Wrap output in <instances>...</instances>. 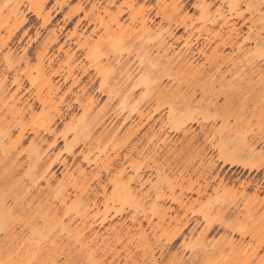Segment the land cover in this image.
<instances>
[{"label": "rangeland", "instance_id": "rangeland-1", "mask_svg": "<svg viewBox=\"0 0 264 264\" xmlns=\"http://www.w3.org/2000/svg\"><path fill=\"white\" fill-rule=\"evenodd\" d=\"M1 1L0 20L2 16L6 15L15 6H19L26 17V22L14 32L10 47H1L0 43L1 54L6 56L5 60H0V71L4 70L10 79H12L15 73L22 77L25 89L29 90V93H26L24 97L28 98H31V94L33 96L40 95L41 97H45L48 93V85L50 84L46 80L37 77V55L44 50V45L48 41V38L52 36L53 32L57 35L58 41L47 46L45 52L48 59L45 60V64L51 61L52 66L54 68H60L63 73L75 65H78V67L83 64L88 66L90 64L88 53L91 51V48L98 53L105 52L110 42H118L120 44L119 55L122 56V60H130L133 69H135L133 74L138 76L140 72L147 68V65L155 62L158 58L157 50L152 47L154 37L148 38L147 36H140V18L138 13H146L152 19L148 24L153 29L159 22L164 27L167 24L165 21H161L159 16L154 15L157 0H130L129 3H133V13L136 15H134L135 19L132 21L125 15V19L120 26L111 23L108 30H105L96 19L94 20L98 9L103 21H109L110 17L117 12L119 7L125 6L127 0H115V2L110 3L108 6L109 14H104L101 11V8L109 0H69L61 8L59 5L54 4L55 1L60 2V0H46L42 4V10L43 14L49 13L50 20L45 24H43L42 18L37 17L28 9L31 5L30 3L34 0ZM3 1H6V3L3 4ZM232 1L216 0L211 6L210 11L216 14L217 7H222L223 10H226ZM179 2L185 8L176 20H183L187 24H192L196 28H199L200 14L198 9L192 6L194 0H179ZM239 3L236 13H243V19H239L233 14L234 17L230 20L232 22L235 21L236 27H239L243 25L242 22L245 19H248L245 21V25L241 26L242 38L247 35L253 36V33L264 23V0H239ZM92 8L94 9L92 10ZM77 9L78 12L71 19L66 17L67 13ZM12 23L13 20L8 21L7 26H10ZM7 26L4 25L1 28V35L6 34ZM174 33L180 35L183 34V30L179 29L174 31ZM200 34L201 37L211 36L210 34L207 35L203 30L200 31ZM238 40H241V38ZM64 41L67 44H64L63 49H66L70 45L72 50H76L77 53L74 59L67 57L63 50H58V47ZM172 41L170 40L169 42ZM248 45L250 49L247 51H234L228 54L227 52L229 50H225L228 56L229 71L224 75V85L222 87H216L215 90L222 89L229 92L241 88L244 83L247 65L251 62H257L264 74V48L251 43ZM179 46V44L176 45V49ZM23 53H26V56L29 58L28 62L19 61V57ZM107 54H109L111 61L112 55L109 49ZM100 59L101 65L103 66V74L112 77L113 72L110 66L113 64L106 62L105 55H101ZM197 61L198 64L205 67L208 73H212L208 70L209 61L205 58H199ZM138 71L140 72L138 73ZM76 73L80 75L79 70ZM89 73V76H83L82 83L73 88V92L78 94V105L75 104L74 108L68 111L62 119H57L56 128V132H62L67 136L66 143H68L74 139L73 130L78 127V135H82L81 137L86 143L85 145L79 143L76 151L79 153L82 150L83 154H78L75 161L68 158V163L65 168L54 167L56 178L51 180L50 184L40 181L38 185V189L40 190L39 195L33 185L36 182L35 178H37L44 166L37 170L33 165L29 166L27 163L22 164L26 160L27 154L33 149V146L29 144L30 138L33 137L32 132L29 133L27 140L22 144L14 143L18 130L13 131L10 135L11 137L0 138V240L3 241V247L0 250V264H17L18 251L16 250V245L18 244L21 247L22 242H25L28 238L41 242L43 240L42 236H44L47 230H50V228L56 230L58 228L59 225L57 223L70 225L71 228L76 227L75 229L81 231L89 222H92L94 217L99 218L103 214L110 217L115 210L120 208H123L125 212L121 216L113 217L112 224H119L124 220L125 225L122 228L118 226L116 231L110 233L112 245L117 249L128 247V251L137 254L138 263H149L148 258H140L142 249H144L147 242H150L154 246L162 247L171 235L169 230H164L165 223L163 227L155 228L154 231L146 228V240H144L143 236L136 229V226H133L129 219L133 213L129 204L122 203L114 198L117 188L114 183L107 185L105 192L106 201L104 203L102 202V204L100 203L98 208L88 202L86 193L95 187V177L98 174L101 175V179L104 181H107V179H115L114 182L126 183L128 177L133 174V168H144L146 166L158 168L160 169L158 174L152 170L149 181L139 190L136 189V196L143 204V209L137 214V218L142 219L144 215H147L153 222H158V218L162 215V212L157 210L154 205L155 199H157L156 197L161 193L166 194V196L176 197L180 194V185L187 186L195 178V176H192L190 180L188 176H185L184 180H180L177 179V175L169 173L167 170L163 171L166 162L162 157L166 149V143L164 144L163 142L166 135H169L168 138L172 140L177 139V142L173 145L176 151L184 149L189 144L191 135L185 136L182 133L169 131V124L166 123V117L171 108H176L185 101H188L186 93L194 80V73L184 71L181 74H177L173 79H164L163 83L166 84L165 86L169 90L159 95L154 91L153 87H141L136 90L134 100L138 101L139 97L143 95L149 102L147 103L148 106L144 109V117L139 119L136 115H133V122H127L120 127L119 123L121 121L113 119L109 115L112 109L117 108L118 100L114 98L107 103L106 95L98 92V86L100 84L105 86L102 82L103 74L95 73L91 68ZM26 77H29L30 81ZM90 78H92V81H89ZM260 78V76H256L255 79L259 80ZM56 80L57 78H52L50 86L61 84L57 95L53 96L51 102L44 106L36 103V107L31 114L22 112L21 108L24 97H21L20 93L15 94V86L10 85L3 102L0 103V123L15 117L18 121H21L20 126L26 125L28 129L43 134V118L47 113H53L56 110L65 113V104L74 97L73 95H67L66 98H61L67 90L70 81L62 83L61 79L59 82H56ZM90 97L94 100L95 106L93 109H90L88 103ZM205 97L202 93L196 94L193 103H203L205 102ZM209 99L214 100L213 96H210L207 100ZM134 100H131L130 103ZM218 104L224 105L223 111L203 108L197 110L198 112L194 114V117L199 119L204 125L212 124L215 121V127L220 128V130L223 129L220 131V134L226 132L225 129L237 131L236 137H233L236 147L238 144L242 148L243 141L240 142L241 137L245 136L247 141L252 136L256 137L259 135L264 137V87L259 88L258 86L257 89L240 95L228 104H225L223 96H219ZM156 107L161 108L160 114L164 123L167 124L164 126L163 132H159V122H156L151 129L149 127L158 117L155 114L152 115L153 109ZM97 113L104 115V123L96 124L91 131H85V124L89 123L91 118ZM135 129L136 132H134ZM193 129L198 131L199 126L193 124ZM157 133H159L158 137L156 136ZM217 138H219V135L216 137V140ZM50 141L51 136L47 142L39 145L40 147L38 148L47 150ZM198 141L199 143L203 142V136H200ZM135 142L137 143L138 150H141L144 144H146V148L139 153L133 151L129 156L124 157L128 153L127 150L129 147ZM66 143L60 141L57 147L49 149L52 157L57 153L64 154L63 150L65 149ZM256 149H264V144L257 145ZM210 152L213 155L216 154L214 150ZM117 153L118 157L115 158ZM156 154L160 155L157 156ZM17 159L20 165H15ZM189 159L190 157H188ZM193 164L195 166L197 163ZM105 168L109 169L108 173H105ZM123 168L127 170V173L119 176V171ZM226 168L224 169L226 170ZM82 170L86 172V176L82 175ZM263 170L261 169L259 172L252 173L244 171L242 178L249 179L254 177L264 185L262 179ZM149 173L150 171L147 170L144 179ZM131 185L132 187H136L134 184ZM30 186L31 190L27 191L26 188ZM30 191H32L31 194ZM62 192L69 193L64 203L60 202V194ZM235 196L232 192L220 191L216 195L212 194L210 199L208 197L201 198L192 205L189 211L191 213L190 215L199 219L201 213L206 211L208 200L216 202L222 200L227 203L232 201ZM99 200L103 201L104 198L99 197ZM28 201L31 202L29 208L26 206ZM39 203L43 207H46V209L40 210ZM243 203L246 205L245 208L252 206L249 198L244 199ZM3 206L7 207L10 211L7 214V217H9L8 220L1 219V216L4 215L1 212ZM77 210L78 215H88L89 218L86 221H81V218L78 217V221L72 223L71 220H74ZM263 211L264 205L259 208V213ZM45 212H51V219L43 218ZM243 212H245V209ZM28 215H30L28 220L32 221L30 228L24 226L22 223ZM218 216L220 215L217 211L212 213V217L215 218ZM143 223L145 224L144 221ZM11 230L13 234L9 233V237L11 238L7 240L8 237L5 236L4 231L11 232ZM85 234L87 235V233ZM249 234H252L253 238ZM249 234H246L245 242L248 241L255 244L256 241L264 240V228ZM202 236L200 228H198L190 239H186L184 242H181L182 240L180 238L177 239L172 247V251L178 249L179 255H182L184 258H195L196 264H247L250 261L255 263L259 259L250 256L252 247H247L246 250L241 252L236 251L234 246L224 238L221 229L206 234L204 239ZM232 236L236 240L240 238L236 233L232 234ZM86 254H78V264H94V259ZM95 254V258H101V252L98 250ZM122 255H125V252H122ZM124 263L125 261L122 260L121 264ZM160 264H166V261H162ZM262 264H264V261Z\"/></svg>", "mask_w": 264, "mask_h": 264}, {"label": "bare ground", "instance_id": "bare-ground-1", "mask_svg": "<svg viewBox=\"0 0 264 264\" xmlns=\"http://www.w3.org/2000/svg\"><path fill=\"white\" fill-rule=\"evenodd\" d=\"M69 0L55 1V5L61 6ZM127 0L125 6L118 8L117 12L112 15L109 21H103L98 12L96 13V19L105 30L109 29L111 23H115L117 26L125 19L127 15L132 21L135 19L133 13V3ZM216 0H194L192 6L199 11L200 27L196 28L192 24H187L183 20H176L181 11L185 8L179 0H157L155 16H159L161 21H165L166 27L162 26L159 22L153 29L149 26L148 22H151V18L146 13H138L140 22L141 37L147 36L148 38L154 37L152 47L157 50L158 58L155 62H151L147 65L146 69L142 72L138 71L139 75L133 74V66L129 59L122 60V56L119 55L120 44L118 42H110L105 52H95L92 48L88 53L89 65H78L68 68L64 73L60 68H54L51 61L45 64V60L48 59L46 55V49L49 44L56 43L58 41L57 35L53 32L52 36L48 38V41L44 45L42 50L37 55V77L46 80L51 85L52 78H57L56 82L60 79L62 83L70 81L67 90L63 93L61 98H66L67 95H73L74 97L67 101L65 104L66 112L62 113L60 110L55 112H48L43 118V134L38 131H32L21 125V121L12 117L10 120L0 123V138L9 137L13 131L18 130V134L15 136L14 143L22 144L27 140L28 135L32 132L33 137L30 138L29 144L33 146L32 151L27 154L26 160L22 162L27 163L29 166L33 165L37 170L44 168L40 171L36 182L33 185L38 195L40 190L38 185L40 181H44L46 184H50L51 180L56 178V171L54 167H66L68 158L73 161L76 160L78 154H83L81 150L79 153L76 148L79 143L85 145V140L82 139V135H78V127L74 131V139L71 142L66 143L67 136L62 132H56L57 119H62L64 115L74 108V105H78V94L73 92V88L82 83L83 76H89L90 68L95 73H104L103 66L101 65V55H105L106 62L112 63L110 66L113 76L104 75L102 82L98 86V92L106 95L107 103L116 98L118 100L117 108L112 109L109 115L113 119L120 120L119 127L127 122H133V115H136L139 119L144 117V109L148 106V99L142 95L139 100L135 99V91L141 87H153L156 93L161 94L169 90L163 83L164 79H173L177 74H181L184 71L194 73V80L190 85L186 95L188 101H185L182 105L171 108L167 113V121L169 124V131L182 133L183 135H191L189 144L184 149L176 151L173 147L177 142V139L172 140L169 135H166L163 139L166 143V149L162 156L166 165L163 167V171L167 170L169 173L177 175V179L184 180L185 176L188 179H192L187 186L180 185V194L176 197L166 196L161 193L155 199L154 205L157 210L162 212V215L158 218V222H153L151 218L144 215L142 219L137 218V214L143 209L142 201L136 196V189H140L146 182L149 181L152 174V170L155 173H159L160 169L153 168V166H146L141 168H133L132 175L128 177L126 183H120L115 179H107L104 181L101 179V175L98 174L95 179V187L87 191V199L92 206L97 207L99 204L106 201L105 192L108 184L117 186L114 194V198L122 203H128L133 213L130 215V221L133 226L146 240V228L150 231H154L155 228H161L165 224L164 230L170 231L171 235L166 241V244L162 247L154 246L150 242H147L140 258H148V264H160L162 261H166V264H196L195 258H184L179 255L178 249L172 251V247L177 239H181L184 242L186 239H190L193 234L200 228V232L203 235V239L206 234L215 232L221 229L224 238L228 240L234 246L236 251H244L247 247H252L250 256L258 259L257 262H248L247 264H262L264 261V240L256 241L255 244L245 242V236L248 233L257 231L264 228V211L259 213V208L264 205V185L258 182L257 178H242L244 171L248 173L259 172L264 169V149H256L257 145L264 144V137L257 135L252 136L250 140H246L245 136L240 138V142L243 141L242 148L234 141L237 131H231V129H225L226 132L220 134V128L215 127V121L212 124L204 125L199 119L194 117L197 110L206 108L214 110H224V105L218 104V97L223 96L225 104L238 98L240 95L257 89L258 86L264 87V74L257 62H251L247 65V71L245 72V78L243 86L236 91H224L222 89L215 90L216 87H222L224 85V75L229 71L226 49L228 54L236 52L247 51L250 49L248 44H254L264 48V23L256 30L252 35H247L242 38V27L245 25V19L241 26L236 27L235 21L230 19L235 16L239 19H243V13H236V9L239 6V0H233L226 10L222 7H217V13L210 11L211 6ZM244 1V0H241ZM46 0H34L28 9L37 17L42 18L43 24L50 20L49 13L43 14L42 4ZM115 2V0H109L108 3L101 8L104 14H109V4ZM6 1H3L5 4ZM180 3V4H179ZM2 1L0 0V15H1ZM94 8H92L93 10ZM97 9V8H96ZM77 10L67 13L66 17L71 19ZM24 12L20 10L19 6H15L10 11L2 16L0 20L1 28L6 25L8 21L13 20L10 26H7L6 34L0 32L1 47H10L12 43L14 32L26 22ZM135 15V16H134ZM182 29L183 34L176 35L174 31ZM210 34V37H201L200 31ZM75 33V32H74ZM198 33V34H197ZM226 33V35H225ZM197 34V35H196ZM241 38V40H238ZM173 40L172 42H169ZM20 41V40H19ZM63 42L58 50H63L67 57L74 59L76 57V50H72L70 45L64 48ZM180 45L176 49V45ZM108 49L111 52L112 58L109 59L107 54ZM0 60H5L6 56L1 54ZM205 58L209 61L208 70L212 73H208L203 65L198 64L197 59ZM29 58L26 53H23L19 57V61L28 62ZM224 68V70H223ZM79 70L80 75L76 73ZM256 76H260L259 80L255 79ZM109 77V78H108ZM30 81L29 77H26ZM92 81V78L89 79ZM87 84V83H86ZM10 85L15 86V94L20 93L21 97H24L26 93H29L28 89L24 87V80L18 74H14L12 79L6 74L4 70L0 71V103L3 102L5 95L9 91ZM49 86L48 93L45 97L40 95L33 96L31 98L24 97L22 101V112L31 114L36 103L44 106L51 102L53 96H56L60 85ZM86 86V85H85ZM202 93L205 95V102L194 104V96ZM89 96V95H88ZM213 96L214 100L209 99ZM150 99V98H149ZM31 100V102H29ZM131 100H134L132 103ZM90 109H93L94 100L91 97L88 99ZM146 104V105H145ZM161 108L156 107L153 109L152 115L158 117L154 120L150 129L156 124L160 123L159 132L164 131V120L160 114ZM104 115L99 113L95 114L89 123L85 124L84 130L91 131L98 123H104ZM21 120V119H19ZM145 124V123H144ZM193 124L199 126V130L193 129ZM143 126V124H142ZM118 127V128H119ZM138 130V129H137ZM236 130V129H235ZM241 131V130H240ZM136 132V129L135 131ZM219 133V134H218ZM226 133V134H225ZM240 133V132H239ZM219 135V138L216 137ZM234 134V135H233ZM159 133L156 134L158 137ZM51 136V141L48 143L47 150H41L39 145L48 141ZM200 136H203V142L199 143ZM11 137V136H10ZM168 138V140H167ZM140 140V139H139ZM244 140L246 141L244 143ZM60 141H64L66 144L63 150L64 154L57 153L53 157L49 153L51 148L57 147ZM151 142L150 139H148ZM172 143V145H171ZM146 148V144L143 145L141 150ZM141 150L137 149V143H132V146L127 150V154L124 157L129 156L131 152L136 151L139 153ZM216 151L213 155L210 151ZM159 156L160 154H156ZM176 155V156H175ZM190 159L188 160V157ZM118 157V153L115 158ZM84 158H86L84 156ZM88 162V161H86ZM193 163H197L195 166ZM221 163V164H220ZM220 164V165H219ZM15 165L18 164V159L15 161ZM225 167L226 170L224 169ZM150 173L144 179L146 171ZM105 173L109 172V169H104ZM214 172V174H213ZM83 176H86L84 170L81 171ZM127 173V170L123 168L119 171V176ZM262 179L264 181V170ZM214 183V184H213ZM134 184L136 187H132ZM27 187V191L31 190ZM220 191L232 192L236 196L232 201L225 203L220 200L219 202L208 200L206 204V211L202 212L200 218L190 215L192 205L198 202L199 199L212 196V194H218ZM32 191H30L31 194ZM195 195V197H193ZM69 193L62 192L60 194V202L64 203L68 198ZM99 197L104 198L103 201L99 200ZM249 198L251 207L245 208L246 205L243 200ZM31 202H27L26 206L29 208ZM39 209L43 210V207L39 203ZM245 209V212L243 210ZM217 211L220 216L212 217V213ZM1 212L4 214L1 219H7L10 213L7 207H2ZM125 210L120 208L109 217L106 214L101 215L99 218H93L92 222H89L81 231L71 228L70 225H63L57 223L59 226L56 230H47L42 236L43 240L33 241L30 238L25 242H22V246L16 245L17 264H78V254H88L94 259V264H121L124 260V264H140L137 261V254L128 251V247H121L117 249L112 245L110 233H113L118 229V226L122 228L125 225V221L112 224L113 217L121 216ZM51 212H45L43 218L51 219ZM23 220V225L28 228L31 227L32 221ZM78 217L81 221H86L88 215H78V210L75 213L72 223L78 221ZM166 219L168 220L166 222ZM145 222V224L143 223ZM107 224V226H105ZM187 231V232H186ZM5 236L8 237L10 231H4ZM59 233V234H58ZM63 233V234H61ZM87 233V235L85 234ZM238 234L240 238L236 240L232 234ZM8 234V235H7ZM250 235V234H249ZM253 238V235H250ZM182 245V243H181ZM3 247V241L0 240V250ZM95 247V248H94ZM94 248V249H92ZM101 252V258H95L96 251ZM125 252V255H122ZM86 254V255H87Z\"/></svg>", "mask_w": 264, "mask_h": 264}]
</instances>
